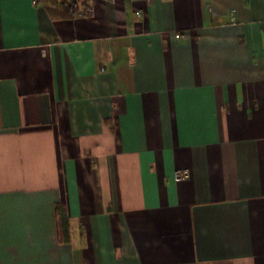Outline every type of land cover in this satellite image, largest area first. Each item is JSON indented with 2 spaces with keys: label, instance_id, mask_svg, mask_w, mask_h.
<instances>
[{
  "label": "crops",
  "instance_id": "1",
  "mask_svg": "<svg viewBox=\"0 0 264 264\" xmlns=\"http://www.w3.org/2000/svg\"><path fill=\"white\" fill-rule=\"evenodd\" d=\"M0 264H264V0H0Z\"/></svg>",
  "mask_w": 264,
  "mask_h": 264
},
{
  "label": "trees",
  "instance_id": "2",
  "mask_svg": "<svg viewBox=\"0 0 264 264\" xmlns=\"http://www.w3.org/2000/svg\"><path fill=\"white\" fill-rule=\"evenodd\" d=\"M70 8L76 6V2L68 4ZM60 223L65 232H68V218L66 215H60Z\"/></svg>",
  "mask_w": 264,
  "mask_h": 264
},
{
  "label": "built area",
  "instance_id": "3",
  "mask_svg": "<svg viewBox=\"0 0 264 264\" xmlns=\"http://www.w3.org/2000/svg\"><path fill=\"white\" fill-rule=\"evenodd\" d=\"M138 14H140V11H137ZM179 179L188 177L187 171H179L178 173Z\"/></svg>",
  "mask_w": 264,
  "mask_h": 264
}]
</instances>
